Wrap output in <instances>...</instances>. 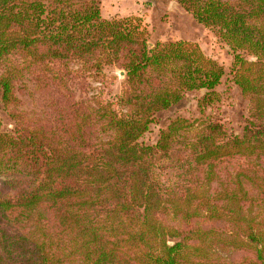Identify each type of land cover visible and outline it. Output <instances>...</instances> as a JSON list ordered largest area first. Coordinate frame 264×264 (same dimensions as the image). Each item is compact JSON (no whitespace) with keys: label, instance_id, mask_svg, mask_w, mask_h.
Segmentation results:
<instances>
[{"label":"trees","instance_id":"trees-1","mask_svg":"<svg viewBox=\"0 0 264 264\" xmlns=\"http://www.w3.org/2000/svg\"><path fill=\"white\" fill-rule=\"evenodd\" d=\"M176 1L231 48L250 102L241 135L178 116L141 139L186 93L206 91L202 111L218 99L225 69L198 43L150 47L139 18L106 19L101 0H0L14 123L0 116V264H227L219 247L264 264V0ZM110 65L125 72L118 99H77L74 74L102 83ZM29 82L39 113L20 109ZM177 148L181 181L165 178Z\"/></svg>","mask_w":264,"mask_h":264},{"label":"rangeland","instance_id":"rangeland-1","mask_svg":"<svg viewBox=\"0 0 264 264\" xmlns=\"http://www.w3.org/2000/svg\"><path fill=\"white\" fill-rule=\"evenodd\" d=\"M101 14L106 19L139 18L146 30L150 47H154L158 42L177 40L196 42L206 56L218 61L225 69L222 81L216 88L218 99H215L202 111L198 100L206 91L186 93L178 104L162 110L156 115V120L151 124L150 130L141 138L144 142L156 143L159 139L160 129L178 116L191 120L199 117L203 120L217 117L225 123L230 134H242L249 114L250 102L233 81L231 48L212 29L199 23L176 0H101ZM72 69L78 71L81 69V65L74 63ZM104 75L105 81L101 83L95 81L94 77L87 76L83 71L74 74L71 86L76 98L90 101L98 99L116 101L124 88L125 72L115 65H110L105 68ZM17 95L21 101L20 109L29 113H39L42 110L43 107L33 82H29L27 88L20 89ZM0 116L3 129L11 131L14 123L9 116V109L4 107L1 89ZM178 149L167 162L168 168L165 169V178L173 181H181L178 174L180 170L175 165L180 153ZM217 250L227 264H256L257 261V252L232 248L222 250L221 247ZM209 264L217 263L212 260Z\"/></svg>","mask_w":264,"mask_h":264}]
</instances>
